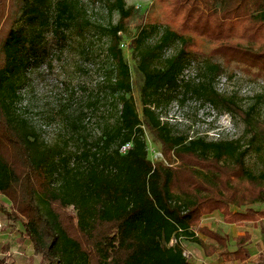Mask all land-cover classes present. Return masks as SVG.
Segmentation results:
<instances>
[{"label":"trees","instance_id":"1","mask_svg":"<svg viewBox=\"0 0 264 264\" xmlns=\"http://www.w3.org/2000/svg\"><path fill=\"white\" fill-rule=\"evenodd\" d=\"M92 1L116 11L119 21L98 26L107 36L103 80L116 113L88 142L74 119L52 143L39 144L11 114L8 94L23 68L44 60L50 47L64 48L70 39L83 44L90 36L94 26L84 4L16 0L10 14L0 44V231L7 234L0 264H207L192 262L182 240L199 246L203 257L244 262L250 234L232 245L218 224L264 219V167L255 173L235 140L170 136L151 105L167 102L164 91L180 86L181 100L194 97L239 117L250 144L264 150V120L217 92L206 75L237 69L264 81V0H155L164 31L141 53L134 77L120 47L133 7L124 0ZM6 10L0 0V23ZM172 40L179 49L159 54ZM191 60L202 75L179 85ZM143 128L159 143L163 160L149 157Z\"/></svg>","mask_w":264,"mask_h":264},{"label":"rangeland","instance_id":"2","mask_svg":"<svg viewBox=\"0 0 264 264\" xmlns=\"http://www.w3.org/2000/svg\"><path fill=\"white\" fill-rule=\"evenodd\" d=\"M15 1L6 0V15L0 23V44L10 27V14L15 11ZM81 1L90 23L94 26L90 36L83 44H79L76 39H70L69 45L64 48L58 45L50 47L44 60L29 63L23 68L14 83L15 93L8 92L11 114L25 123L24 126L33 132L39 144L52 143L67 130L68 122L74 119L80 133L88 142L97 136L104 119H110L116 113L115 100L103 80L108 67L104 51L107 36L98 26L116 25L119 14L109 11L102 1ZM124 1L127 8L133 7V11L120 32V47L134 77V66L139 63L141 53L157 43L163 33L164 20L155 0ZM141 23L143 24L139 27ZM133 38H138V42L130 46ZM179 47V41L172 40L158 53L168 56ZM87 49L91 51L88 58L84 54ZM199 73L202 75L195 61L187 62L178 77V84L195 78ZM206 75L211 77L212 86L217 92L233 96L241 108L253 117L264 120L263 80L253 79L237 69H226L220 76L208 72ZM164 93L169 96V100L159 105H151V108L160 116L161 122L167 125L170 136L188 140H235L240 149L247 150V165L255 173L264 167V150L259 151L255 145L250 144L249 134L239 117L194 97L187 96L181 100L180 86ZM132 96L140 113V93L136 87ZM143 136L148 145L149 157L163 160L159 143L154 141L146 128H143ZM3 238L4 235L0 234V239ZM182 244L184 254L192 262L200 263L198 248H190L193 245L188 240H182ZM26 252L28 255L32 254L30 245Z\"/></svg>","mask_w":264,"mask_h":264},{"label":"crops","instance_id":"3","mask_svg":"<svg viewBox=\"0 0 264 264\" xmlns=\"http://www.w3.org/2000/svg\"><path fill=\"white\" fill-rule=\"evenodd\" d=\"M3 200H5V198L3 195H0V204ZM1 222L2 219L0 218V223ZM218 227L223 234H228L230 236L232 245L235 242L233 238L236 236L243 235L245 232L250 234V240L246 246V260L240 263L237 260H216L210 257H203L201 248L196 244H192L193 246H189L190 248H198L199 261H204L207 264H264V219L255 222H248L241 226L235 224H223L222 222H219ZM0 234L4 235L3 239L7 237V234L2 231H0Z\"/></svg>","mask_w":264,"mask_h":264}]
</instances>
